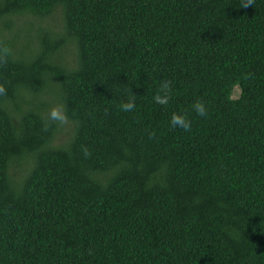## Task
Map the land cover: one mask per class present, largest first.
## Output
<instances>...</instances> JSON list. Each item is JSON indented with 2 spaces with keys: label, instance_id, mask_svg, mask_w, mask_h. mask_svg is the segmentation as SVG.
I'll return each instance as SVG.
<instances>
[{
  "label": "trees",
  "instance_id": "trees-1",
  "mask_svg": "<svg viewBox=\"0 0 264 264\" xmlns=\"http://www.w3.org/2000/svg\"><path fill=\"white\" fill-rule=\"evenodd\" d=\"M246 3L0 0V264H264V0Z\"/></svg>",
  "mask_w": 264,
  "mask_h": 264
},
{
  "label": "clouds",
  "instance_id": "clouds-1",
  "mask_svg": "<svg viewBox=\"0 0 264 264\" xmlns=\"http://www.w3.org/2000/svg\"><path fill=\"white\" fill-rule=\"evenodd\" d=\"M253 0H247L245 5H251ZM4 92L3 86H0V93ZM161 94L155 96V101L161 105H166L170 99V84L168 81H165L160 86ZM135 109L134 100L129 99L127 102L121 104L122 111H131ZM192 110L198 116H206L207 115V106L204 101H197L192 105ZM48 120L51 122H55L57 124H64L67 121V114L64 110L63 105L57 104L50 108L48 112ZM191 119L188 114L184 111H176L173 112L170 117V126L173 128H179L182 130H189L191 127Z\"/></svg>",
  "mask_w": 264,
  "mask_h": 264
},
{
  "label": "rangeland",
  "instance_id": "rangeland-1",
  "mask_svg": "<svg viewBox=\"0 0 264 264\" xmlns=\"http://www.w3.org/2000/svg\"><path fill=\"white\" fill-rule=\"evenodd\" d=\"M62 21H63V17L61 12H57L53 17L50 18H46L42 21H40L39 19L34 20V19H30V23L32 24V33L33 35L36 36L37 32V28L41 25L43 27L47 26L49 23L53 28L55 27H61L62 26ZM23 24V23H20ZM23 35V34H22ZM73 55L74 52H73ZM56 90V88H54ZM57 92L52 91L50 96L45 100L46 103L48 104L47 109L50 110L51 107L57 105V104H61L59 98L57 97ZM240 94V88L237 86L234 90V97L239 96ZM24 109H32V107L25 105ZM59 129L60 131L57 134V138L55 140V143L58 145H62L65 144L68 139L70 138L71 134L73 133V124L67 119V121L64 124H59ZM27 165L25 164H17L15 163L14 166L12 167V172L14 174H17V176H15L16 180H20V178L25 175L26 170H27Z\"/></svg>",
  "mask_w": 264,
  "mask_h": 264
}]
</instances>
